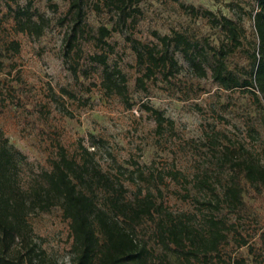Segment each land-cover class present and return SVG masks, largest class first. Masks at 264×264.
<instances>
[{
	"label": "rangeland",
	"instance_id": "rangeland-1",
	"mask_svg": "<svg viewBox=\"0 0 264 264\" xmlns=\"http://www.w3.org/2000/svg\"><path fill=\"white\" fill-rule=\"evenodd\" d=\"M69 1L32 0L31 19L42 24L36 31L21 25L26 16L18 9L26 8L27 0H0V130L26 157L19 170L22 186L49 170L60 148L77 159L87 148L103 171L122 175L127 199L138 187L149 189L170 212L159 214L162 219H183L205 234L211 219L235 225L241 235L230 229L222 253L207 261L200 257L197 264H227L229 257L264 264V195L247 186L246 212L239 218L223 203L213 205L237 163L264 164V99L256 87L244 85L257 44L255 0H139L133 20L123 29L117 25L107 38L113 45L108 63L126 77L125 98L104 90L101 66L87 59L98 50L91 40L82 42L77 73L71 72L62 48L66 22H59ZM93 1L100 8L87 7V23L94 29L114 25L112 11L102 0ZM223 15L238 30L232 47ZM154 31L181 33L191 47L185 53L181 45L171 46L179 65L171 80L157 73L141 83L136 78L144 68L132 40L159 45ZM194 54L204 74L192 64ZM217 56L241 86L224 88L213 79ZM148 106L166 118L160 130ZM28 222L43 251L35 264H71L69 225L58 206L31 212ZM139 235L153 244V223L143 225ZM242 238L247 243L239 246Z\"/></svg>",
	"mask_w": 264,
	"mask_h": 264
},
{
	"label": "trees",
	"instance_id": "trees-1",
	"mask_svg": "<svg viewBox=\"0 0 264 264\" xmlns=\"http://www.w3.org/2000/svg\"><path fill=\"white\" fill-rule=\"evenodd\" d=\"M31 1L27 0L26 8L18 9V14L26 16L21 25L40 31L42 24L31 19ZM138 1L102 0L113 13L115 24L111 26L100 23L94 29L87 23V7L100 8L99 2L93 0H70L65 13L59 18L61 24L66 22L62 48L71 72L74 75L77 73L78 57L83 52L82 42L91 40L98 50L89 53L87 59L101 66L100 81L104 90L123 98L127 96L126 77L117 66L108 63L113 45L107 38L112 30L118 29L117 25L123 29L129 18L130 22L133 20L134 12L139 10ZM255 3L252 18L257 44L251 52V74L244 80V85L256 87L264 99V0H255ZM221 24L227 30L231 47L236 45L238 30L234 21L223 15ZM155 34L159 45L132 40L137 61L144 68L142 75L136 78L141 83L157 73L171 80L179 67L171 46L181 45L185 53L191 47V42L181 33L173 36ZM192 64L199 72L205 73L195 54ZM211 70L213 79L220 86H241L223 57L217 56ZM254 95L258 97L255 92ZM146 109L153 115L156 129L160 130L167 121L163 113L149 106ZM25 161L22 152L0 130V264L36 263L35 259L43 251L33 239L28 216L31 212L45 211L52 206H58L63 218L68 221L72 239L71 264H197L200 257L207 261L212 255H220L229 233L241 235L234 224L227 226L221 220H209V230L205 234L194 231L183 219H162L159 214L166 213L168 217L170 212L162 210L149 189L143 191L138 187L134 197L127 199L122 175L103 171L95 160L94 152L87 148L81 149L79 159L68 156L60 148L50 162L51 168L40 172L27 187L22 186L19 176L21 164ZM136 176L142 177V174ZM201 183L208 185L205 180ZM247 186L264 195V164L258 160L245 159L237 163L222 187L219 200L216 199L213 205L223 203L236 218L242 217L246 212L244 194ZM157 215L160 218H156ZM147 223L154 225L153 244L139 235ZM187 240H191V245L187 244ZM241 240L239 246L246 245V239ZM227 264L248 263L242 257H229Z\"/></svg>",
	"mask_w": 264,
	"mask_h": 264
}]
</instances>
